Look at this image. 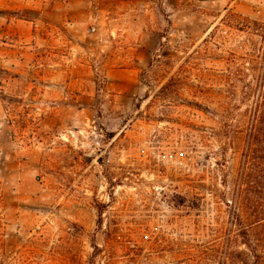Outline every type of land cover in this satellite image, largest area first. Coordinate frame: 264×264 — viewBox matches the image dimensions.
Listing matches in <instances>:
<instances>
[{
  "label": "rangeland",
  "instance_id": "1",
  "mask_svg": "<svg viewBox=\"0 0 264 264\" xmlns=\"http://www.w3.org/2000/svg\"><path fill=\"white\" fill-rule=\"evenodd\" d=\"M0 264H264V0H0Z\"/></svg>",
  "mask_w": 264,
  "mask_h": 264
},
{
  "label": "trees",
  "instance_id": "2",
  "mask_svg": "<svg viewBox=\"0 0 264 264\" xmlns=\"http://www.w3.org/2000/svg\"><path fill=\"white\" fill-rule=\"evenodd\" d=\"M257 132V130H256ZM257 133L256 136L257 137ZM258 148L254 144H250V147H247L245 158H244V170H243V180L245 182L246 188L243 190V193L246 196H249L251 193L257 192V186H259V171H258ZM253 206H256V200H254ZM248 234L251 236V230H248ZM251 237L249 238V240Z\"/></svg>",
  "mask_w": 264,
  "mask_h": 264
}]
</instances>
